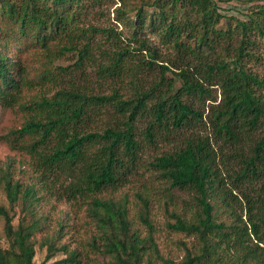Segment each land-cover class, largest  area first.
I'll list each match as a JSON object with an SVG mask.
<instances>
[{
    "label": "trees",
    "instance_id": "obj_1",
    "mask_svg": "<svg viewBox=\"0 0 264 264\" xmlns=\"http://www.w3.org/2000/svg\"><path fill=\"white\" fill-rule=\"evenodd\" d=\"M105 1L0 0V112L19 108L27 114L2 139L43 172L38 183H26L15 161L0 159V196L9 204L0 202L8 245L0 236V264H36L41 231H47L40 243L46 259L66 254L52 264H264V0H248L243 17L226 15L224 0H148L139 6L125 0L115 14L130 30L126 37L110 27H82ZM39 50L40 79L54 80L65 70L56 61L74 52L76 67L98 63V76L120 83L128 78L130 92L61 88L51 97L25 99L34 80L28 63ZM153 71L159 77L146 86L140 74ZM111 112L113 122L98 129L97 120ZM139 121L146 122L149 144L191 134L149 162L166 182L164 192L194 195L183 210L174 199L160 200L167 230L196 239L193 246L174 245L184 250L180 259L163 253L152 196L137 192L132 201L115 195L141 163ZM208 126L211 134H203ZM50 176L69 182L68 199L88 201L94 232L80 247L61 243L62 222L48 232L43 189L49 184H39Z\"/></svg>",
    "mask_w": 264,
    "mask_h": 264
},
{
    "label": "rangeland",
    "instance_id": "obj_2",
    "mask_svg": "<svg viewBox=\"0 0 264 264\" xmlns=\"http://www.w3.org/2000/svg\"><path fill=\"white\" fill-rule=\"evenodd\" d=\"M132 5L139 6L143 1L148 0H127ZM225 2H220L222 9L226 15H237L238 17H243L244 13L248 9L246 5L248 0H224ZM125 0H106L101 8H94L89 13L82 27L99 26V27H110L114 28L119 32H123L124 36H129V31L124 27L123 24L116 21L115 11L118 7H123ZM153 36H151V39ZM135 47V45H134ZM40 50L37 52V57L34 56L29 60L28 64H31L32 70L30 73V78H34L32 86L24 90L25 99H30L40 96H53L57 90L61 88L74 89L82 88L87 89L92 92H99L101 94H111L114 87H123L124 93H129L130 91L126 88V82L128 78L124 80L123 83L119 81H114L112 79L104 80L101 76L97 75L98 67L97 64L92 65L85 63L82 68L76 67V62L78 60L77 54L74 52H68L64 54L55 63L56 66H60L64 71L57 73L54 80L48 81L47 79H40L41 72L43 71V62L40 57ZM34 53H31L33 55ZM39 54V56H38ZM143 58L145 55H139ZM255 70L261 71L260 68L253 66ZM39 75V76H38ZM159 77L157 71H153L149 74L144 72L140 74V80L146 86L152 81H156ZM221 96L218 95V100ZM207 112L209 110L207 109ZM27 114L19 110V108L3 109L0 112V159L6 161L11 159L16 162V167L19 172V176L24 182H36L38 183L43 172L36 167L35 162L31 159V156L21 152L19 150L10 149L9 145L5 140L2 139L4 135L10 129L20 128L23 124ZM115 119L113 112L111 114H104L100 119L97 120L98 129H103L107 125L111 124ZM138 129L143 136L141 139L143 141V150L141 152L140 161L141 163L137 169L128 175L127 179L121 182V186L116 191L117 197H122V195H129L130 199L134 201V194L137 192H146L154 198V202L151 205L152 213L155 217L156 225L159 228L158 238L160 246L165 255L171 252L175 258H182L184 250L180 247L179 249L174 245H178V241H184L188 243L189 246H193L196 239L191 236L183 234H175L167 230L165 225L166 217L164 215L163 209L160 205V200L163 198L174 199L177 203L176 207L183 210L185 207L184 201L194 202V195L187 190H171L169 192H164V187L166 182L159 177L158 171L152 168L149 164L150 161L162 155L163 153L171 152L178 145L183 144L186 138L191 135L189 132H181L178 134H171L164 137L157 138L154 144H149L145 138L144 132L146 129V122L139 121L137 123ZM197 131H200L196 129ZM202 133H210L211 127L202 128ZM52 177V176H50ZM54 177L50 179H44L39 185H45L43 189V194L46 197L45 210L49 211L50 214V229L49 234H53L54 231L58 230L60 222L65 224V230L61 243L68 245L70 248H75L85 244L87 238L94 232V226L90 222L88 217V201L86 198H67L65 194V186L68 185V181L65 179L56 180L54 182ZM70 181V180H69ZM49 182V183H48ZM111 191L105 192L104 194H110ZM0 202L2 205L9 207V204L2 194L0 196ZM133 209L135 210V205L132 203ZM21 216V207L16 208V218L14 221L15 226L18 224L19 217ZM4 223L0 219V236L2 237V243L4 247H7V243L4 239ZM47 234V231H41L36 235L38 241L36 246V264H52L55 261L62 260L66 258V254L63 252H58L52 258L46 259L47 250L46 248H40V243ZM60 242L58 245L61 244ZM176 243V244H175ZM174 246V247H173ZM83 247V246H82Z\"/></svg>",
    "mask_w": 264,
    "mask_h": 264
}]
</instances>
